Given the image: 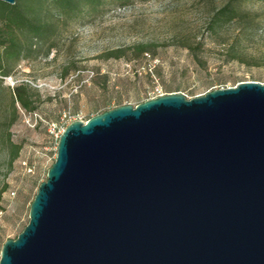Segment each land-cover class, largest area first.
<instances>
[{"label": "water", "instance_id": "1", "mask_svg": "<svg viewBox=\"0 0 264 264\" xmlns=\"http://www.w3.org/2000/svg\"><path fill=\"white\" fill-rule=\"evenodd\" d=\"M0 264H264V83L71 122Z\"/></svg>", "mask_w": 264, "mask_h": 264}, {"label": "rangeland", "instance_id": "2", "mask_svg": "<svg viewBox=\"0 0 264 264\" xmlns=\"http://www.w3.org/2000/svg\"><path fill=\"white\" fill-rule=\"evenodd\" d=\"M227 3L240 14L211 27ZM67 28L48 57L21 62L4 79L10 88L27 84L36 109H20L10 129L21 145L13 163L0 140V258L4 243L29 223L57 158L55 134L71 122L163 94L193 98L243 81L264 83V0H129ZM140 44L148 53H136ZM117 49L122 57H106Z\"/></svg>", "mask_w": 264, "mask_h": 264}, {"label": "trees", "instance_id": "3", "mask_svg": "<svg viewBox=\"0 0 264 264\" xmlns=\"http://www.w3.org/2000/svg\"><path fill=\"white\" fill-rule=\"evenodd\" d=\"M129 0H16L9 4L0 0V140L10 163L20 155L21 145L15 143L10 134L11 127L18 120L20 109L32 112V98L26 93L27 84L13 88L4 85L5 77L11 75L24 61L39 56L48 57L58 46L68 24L81 23L97 16L107 4L126 3ZM240 12L230 3L219 8L211 27L221 26ZM136 53H148L145 44L135 48ZM123 50L106 54L107 58L122 57ZM199 60L198 56H196ZM68 73V69L65 70ZM122 103H119L121 106ZM2 192H0V209Z\"/></svg>", "mask_w": 264, "mask_h": 264}, {"label": "built area", "instance_id": "4", "mask_svg": "<svg viewBox=\"0 0 264 264\" xmlns=\"http://www.w3.org/2000/svg\"><path fill=\"white\" fill-rule=\"evenodd\" d=\"M64 130H65V127L63 128V130H62L60 133H56V134H55V137H56L57 139H59L60 136H61V134L63 133ZM29 169H31V168H29Z\"/></svg>", "mask_w": 264, "mask_h": 264}]
</instances>
